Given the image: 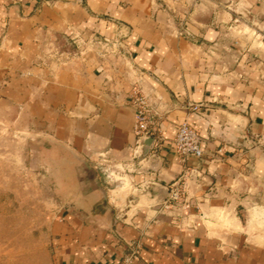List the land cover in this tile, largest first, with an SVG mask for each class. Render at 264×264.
<instances>
[{"label":"crops","instance_id":"obj_1","mask_svg":"<svg viewBox=\"0 0 264 264\" xmlns=\"http://www.w3.org/2000/svg\"><path fill=\"white\" fill-rule=\"evenodd\" d=\"M257 25L264 0H0V189L30 203L35 167L42 188L54 172L44 264H117L132 240L135 264H264ZM136 92L161 124L153 151ZM184 120L201 157L174 148ZM186 170V206L165 207Z\"/></svg>","mask_w":264,"mask_h":264},{"label":"rangeland","instance_id":"obj_2","mask_svg":"<svg viewBox=\"0 0 264 264\" xmlns=\"http://www.w3.org/2000/svg\"><path fill=\"white\" fill-rule=\"evenodd\" d=\"M256 27L258 33L264 34V29L258 25ZM155 123L162 133L159 121ZM33 178V202L25 203L19 197L18 202L14 203L9 197V186L0 189V264H32L33 261L44 264L50 257L45 233L47 219L42 217V212L52 210L57 205V185L51 170L48 187H41V169L35 167Z\"/></svg>","mask_w":264,"mask_h":264},{"label":"built area","instance_id":"obj_3","mask_svg":"<svg viewBox=\"0 0 264 264\" xmlns=\"http://www.w3.org/2000/svg\"><path fill=\"white\" fill-rule=\"evenodd\" d=\"M132 105L136 111L134 130L137 135L138 146L143 147L145 139H151L148 150H156L163 142V134L155 123L157 112L151 106L148 98L138 92L132 96ZM193 108L198 109V106H194ZM173 144L176 152L183 160H186L190 156L201 157L203 155L201 136L187 120L178 124ZM192 171H184L171 184L168 197L164 201L165 207L186 206L187 179ZM140 254L141 243L139 240H132L127 243V248L122 253L117 264H135L139 260Z\"/></svg>","mask_w":264,"mask_h":264},{"label":"water","instance_id":"obj_4","mask_svg":"<svg viewBox=\"0 0 264 264\" xmlns=\"http://www.w3.org/2000/svg\"><path fill=\"white\" fill-rule=\"evenodd\" d=\"M150 142H151V139H148L147 141L148 147H149Z\"/></svg>","mask_w":264,"mask_h":264}]
</instances>
